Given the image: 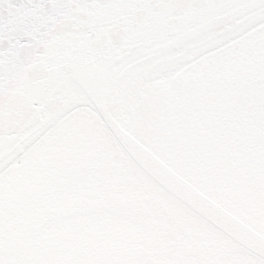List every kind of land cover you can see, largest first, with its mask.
<instances>
[{"label":"snow or ice","instance_id":"1","mask_svg":"<svg viewBox=\"0 0 264 264\" xmlns=\"http://www.w3.org/2000/svg\"><path fill=\"white\" fill-rule=\"evenodd\" d=\"M0 264H264V0H0Z\"/></svg>","mask_w":264,"mask_h":264}]
</instances>
